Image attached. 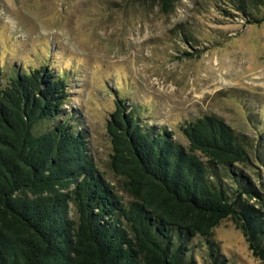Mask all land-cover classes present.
I'll use <instances>...</instances> for the list:
<instances>
[{
    "label": "trees",
    "instance_id": "obj_1",
    "mask_svg": "<svg viewBox=\"0 0 264 264\" xmlns=\"http://www.w3.org/2000/svg\"><path fill=\"white\" fill-rule=\"evenodd\" d=\"M154 1L168 12L175 0ZM221 1L260 22L250 13L263 0ZM44 66L6 83L0 73V264H194L189 239L203 237L215 257L212 229L228 217L264 260V220L241 201L254 191L232 172L250 159L229 125L197 117L181 127L182 145L142 125L135 107L115 109L111 167L135 199L124 205L64 117L67 79ZM232 174L229 187L221 179Z\"/></svg>",
    "mask_w": 264,
    "mask_h": 264
},
{
    "label": "rangeland",
    "instance_id": "obj_2",
    "mask_svg": "<svg viewBox=\"0 0 264 264\" xmlns=\"http://www.w3.org/2000/svg\"><path fill=\"white\" fill-rule=\"evenodd\" d=\"M250 14L260 22L220 0H175L168 12L154 0H0L2 82L44 65L67 79L64 117L124 205L135 199L111 167L115 109L135 107L142 125L182 145L181 127L216 115L245 146L250 161L232 172L256 192L241 201L264 220V6ZM234 177L221 181L232 187ZM189 240L194 264H264L234 217L212 229L215 257L203 237Z\"/></svg>",
    "mask_w": 264,
    "mask_h": 264
}]
</instances>
